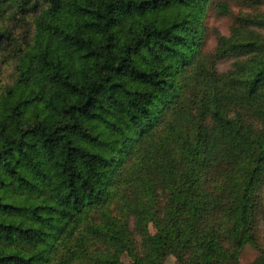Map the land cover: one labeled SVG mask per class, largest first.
I'll list each match as a JSON object with an SVG mask.
<instances>
[{
    "label": "trees",
    "instance_id": "1",
    "mask_svg": "<svg viewBox=\"0 0 264 264\" xmlns=\"http://www.w3.org/2000/svg\"><path fill=\"white\" fill-rule=\"evenodd\" d=\"M211 3L0 0V264H264V0Z\"/></svg>",
    "mask_w": 264,
    "mask_h": 264
},
{
    "label": "rangeland",
    "instance_id": "2",
    "mask_svg": "<svg viewBox=\"0 0 264 264\" xmlns=\"http://www.w3.org/2000/svg\"><path fill=\"white\" fill-rule=\"evenodd\" d=\"M222 1V0H212V3L210 5L209 10L207 11L206 18H205V28H206V38L204 41V51L205 53H211L213 48L215 47V39L218 34L220 35H227L228 29L231 24V20L229 18H218L213 13V6L216 2ZM233 7V12L236 13L238 11V8L234 6V4L231 5ZM232 63V60H223L218 62L217 64V70L219 72L226 71ZM0 79H6V73L1 68L0 71ZM150 231L152 232V229L150 227ZM257 257L256 252L251 247H246L245 250L242 253L241 262L242 264H251V262ZM126 264H131L128 260H124ZM165 264H178L173 258H169Z\"/></svg>",
    "mask_w": 264,
    "mask_h": 264
}]
</instances>
